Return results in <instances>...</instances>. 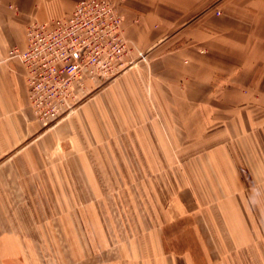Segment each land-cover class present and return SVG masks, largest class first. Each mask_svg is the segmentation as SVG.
Returning a JSON list of instances; mask_svg holds the SVG:
<instances>
[{"label":"rangeland","instance_id":"rangeland-1","mask_svg":"<svg viewBox=\"0 0 264 264\" xmlns=\"http://www.w3.org/2000/svg\"><path fill=\"white\" fill-rule=\"evenodd\" d=\"M115 1L118 6L123 3ZM147 1H139L147 5L144 11L159 4L179 14L169 27L156 22L155 34L145 44L123 29L133 50L131 69L147 70L155 56L193 46L201 35L210 38L225 33L215 21L227 14L231 3L238 2ZM0 8L17 12L10 4H0ZM132 23L137 24L135 19ZM26 25L22 27L24 44ZM23 46L14 43L8 49ZM138 50L145 60H137ZM221 77L214 76L212 97L200 95L201 90L185 77L174 83L167 80L166 144L102 146L106 175L99 182L89 171L93 162H85L90 174L85 179L86 191L69 195L66 225H62L65 210L37 211V225L22 226V257L7 259L5 264H19V260L21 264H99L126 237L133 240L143 230L155 229L156 221L166 223V250H191L199 263L206 262L208 253L207 264H264V98L228 96L230 84L218 82ZM192 91L196 97L189 96ZM221 91L227 95L221 97ZM206 106L212 107L209 113ZM118 116L123 118L118 126L133 128L145 114ZM83 149L92 157V145ZM79 150L72 145L65 152ZM110 153L116 161L109 160ZM61 200V194L53 195L55 205Z\"/></svg>","mask_w":264,"mask_h":264},{"label":"crops","instance_id":"crops-1","mask_svg":"<svg viewBox=\"0 0 264 264\" xmlns=\"http://www.w3.org/2000/svg\"><path fill=\"white\" fill-rule=\"evenodd\" d=\"M77 1L0 0L1 6L10 4L17 11L14 14L0 8V264L22 257V226L37 225V211L65 210L62 225H66L69 195L86 191L85 179L90 174L85 162H93L89 171L99 182L106 175L102 161L107 158H103L102 146L166 144L167 80L174 83L185 77L197 91L201 90L200 95L212 97L214 76L223 75L218 82L230 84L228 96L264 98V0H238L215 21L227 30L225 33L210 38L201 35L193 46L155 56L147 70L130 67L99 87L88 82L89 96L44 129L29 105L23 67L18 60L8 59L6 50L10 44L25 45L22 27L30 20L65 16ZM139 1L148 2L123 0L119 12L126 34L145 44L153 38L156 22L169 27L179 11L171 14L167 6L159 4L144 11L147 5ZM223 91L221 97L227 95ZM189 96L197 94L192 91ZM209 107L205 109L208 113ZM125 113H143L145 117L132 125L136 127L124 128L126 125L118 126L123 120L118 115ZM72 145L81 150L66 153ZM87 145L94 147L92 157L82 151ZM109 155L110 161L117 160L112 153ZM146 174L149 171H143ZM54 194L62 195L61 204L55 205ZM165 224L156 221L149 233L143 230L133 240L126 237L125 243L106 252L99 264L208 263V253L206 262L199 263L191 250H166Z\"/></svg>","mask_w":264,"mask_h":264},{"label":"built area","instance_id":"built-area-1","mask_svg":"<svg viewBox=\"0 0 264 264\" xmlns=\"http://www.w3.org/2000/svg\"><path fill=\"white\" fill-rule=\"evenodd\" d=\"M132 52L115 0H78L65 16L27 23L25 45L7 57L22 65L29 105L46 126L77 107L88 82L99 87L129 68Z\"/></svg>","mask_w":264,"mask_h":264}]
</instances>
